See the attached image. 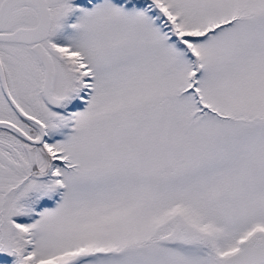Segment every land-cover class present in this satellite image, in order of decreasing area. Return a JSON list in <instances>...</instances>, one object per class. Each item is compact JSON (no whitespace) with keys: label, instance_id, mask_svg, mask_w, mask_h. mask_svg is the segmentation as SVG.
Masks as SVG:
<instances>
[{"label":"snow or ice","instance_id":"6c2138e0","mask_svg":"<svg viewBox=\"0 0 264 264\" xmlns=\"http://www.w3.org/2000/svg\"><path fill=\"white\" fill-rule=\"evenodd\" d=\"M0 264H264V0H0Z\"/></svg>","mask_w":264,"mask_h":264}]
</instances>
